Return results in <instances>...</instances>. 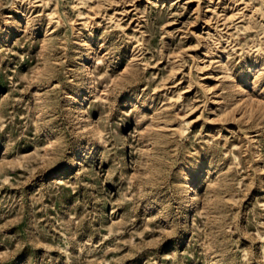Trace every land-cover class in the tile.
Returning <instances> with one entry per match:
<instances>
[{
	"label": "rangeland",
	"instance_id": "obj_1",
	"mask_svg": "<svg viewBox=\"0 0 264 264\" xmlns=\"http://www.w3.org/2000/svg\"><path fill=\"white\" fill-rule=\"evenodd\" d=\"M0 264H264V0H0Z\"/></svg>",
	"mask_w": 264,
	"mask_h": 264
},
{
	"label": "bare ground",
	"instance_id": "obj_2",
	"mask_svg": "<svg viewBox=\"0 0 264 264\" xmlns=\"http://www.w3.org/2000/svg\"><path fill=\"white\" fill-rule=\"evenodd\" d=\"M162 2V1H161ZM86 52V51H85ZM87 53V52H86Z\"/></svg>",
	"mask_w": 264,
	"mask_h": 264
}]
</instances>
